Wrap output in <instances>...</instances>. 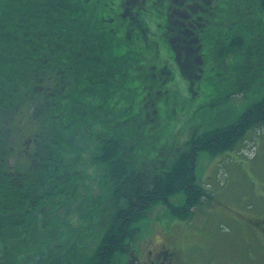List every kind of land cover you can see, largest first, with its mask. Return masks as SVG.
<instances>
[{"label": "trees", "instance_id": "trees-1", "mask_svg": "<svg viewBox=\"0 0 264 264\" xmlns=\"http://www.w3.org/2000/svg\"><path fill=\"white\" fill-rule=\"evenodd\" d=\"M86 1L0 0V264H117L131 251L138 224L154 207L168 205L186 220L210 203L212 194L196 175L201 153H231L251 131L264 128L263 95L227 126L193 130L166 162L161 160L165 144L155 159L143 161L148 155L141 115L144 75L143 82L132 75L127 57L128 50L143 53V39L149 48L150 35L160 32L169 58L151 61L153 51L146 52L147 79L163 85L180 77L196 94V82H208L206 73L214 66L216 71H234L233 85L246 90L257 65L264 68V0L223 1L227 21H205V11H190L196 19L193 31L208 27L213 36L225 26L218 37L221 46L212 39L216 48L206 54L193 52V37L172 42L163 36L167 23L161 21L154 30L146 24L143 35L140 23L141 32L131 40L127 30L116 32L106 22L109 7H83ZM203 5L217 13L213 0ZM172 15L170 23L178 33L174 19L181 18ZM151 84L165 101L175 100L176 91ZM115 96L120 109L111 107ZM150 104L154 107L144 111L148 122L160 111L154 100ZM25 133L33 139L24 141L29 137ZM89 181L103 183L102 189L91 190ZM104 188L110 199L101 195ZM177 195L185 197L180 206L170 202ZM109 201L115 212L98 246L78 262L83 225H68L67 220L75 215L90 221ZM255 221L251 225L258 227ZM56 247L59 255L52 251Z\"/></svg>", "mask_w": 264, "mask_h": 264}, {"label": "rangeland", "instance_id": "rangeland-1", "mask_svg": "<svg viewBox=\"0 0 264 264\" xmlns=\"http://www.w3.org/2000/svg\"><path fill=\"white\" fill-rule=\"evenodd\" d=\"M150 40L159 44L157 54H152L150 60H157L158 56L160 59L166 57L168 60L169 50L165 47L161 33H152ZM149 51L144 39L143 53L136 50L127 51L128 60L133 64L132 75L135 78L139 77L141 82L144 75L142 93L143 100L146 99L143 101L141 115L144 124L143 146L148 155L143 161L155 159L158 149L165 144L167 149L161 160L166 162L174 149L184 143L193 130L225 127L264 95V68H255L257 75L246 84L248 85L246 90L233 85L231 78L234 71H216L214 66L212 72L206 73V77L210 78L208 82L204 81L202 84L196 82L197 90H194L196 94L191 92L190 85L180 77L162 85L161 82L147 79V75L143 73V68L146 69L148 66L146 52ZM171 66L173 63L169 65ZM178 75H181L180 71ZM152 82L157 89L169 88L173 93L176 91L173 94L175 100L184 98L188 101L172 104L175 100L171 99L172 102L168 103V100L160 97L161 93L155 89ZM150 100H154V103L160 106V111L158 118L148 122L149 118L144 111L154 107ZM116 104L120 109V99L117 96L111 99V107L114 108ZM125 105L126 108L130 106ZM114 113L122 115L120 111ZM126 113H131V110ZM126 116L129 117V114ZM29 135L31 133L23 134ZM30 138L32 136L25 137L24 141H29ZM98 174L101 172L98 171ZM98 174L94 179H97ZM196 175L199 182L211 192L210 203L194 210L186 220L173 214L168 205H158L149 211L151 212L149 218L138 224L141 228L138 238L146 237L147 240L152 239L154 243H160L166 241L169 234H174L173 240L181 251L183 264H264V249L260 250L256 234L251 229V221L254 218L264 219V128L251 131L239 148L232 153L221 156L201 153ZM89 182L91 190L102 189L103 183ZM102 192V196L110 199L107 197L108 188H104ZM170 202L180 206L185 202V197L177 195L172 197ZM105 204L102 210L90 216V221L89 217L80 219L75 215L67 220V223L70 220L68 225L76 227L83 225V236L79 235L77 239L80 250L76 258L78 262H82L86 255L98 246L102 232L115 212L111 201ZM75 210L79 211L80 208ZM97 220H100V225L97 224ZM54 250L56 255H59L60 249L52 248V251Z\"/></svg>", "mask_w": 264, "mask_h": 264}, {"label": "flooded vegetation", "instance_id": "flooded-vegetation-1", "mask_svg": "<svg viewBox=\"0 0 264 264\" xmlns=\"http://www.w3.org/2000/svg\"><path fill=\"white\" fill-rule=\"evenodd\" d=\"M84 1V0H81ZM104 0H87L86 4H82L83 7L95 8L99 7L102 3L104 6L109 7L106 13V22L112 25L113 30L119 29L121 32L126 31L130 34V39L137 38V33L141 32V25L143 23V35L146 31V24L151 25V29L154 30V26L157 21L166 22L167 27L163 31V36L169 38L172 42L184 36H188L190 40L193 37L192 43H196V48L193 52L206 54L208 52L212 53V50L216 47L213 46V42L219 46L220 40L218 37L223 34V29L220 34H214L212 36L211 32H208L211 28H206L203 31H193L190 26H193V22L196 19L190 13L203 10L206 12L207 16L205 21H227V15L224 14V2L230 3L231 0H213L217 8V13L213 15L208 12V7L203 5L210 4L212 0H111L110 4H104ZM244 4H247L246 0H243ZM172 13L176 14L181 19H174L175 23L179 24L180 29L176 33L174 25L170 23ZM198 19H202L201 15ZM124 22L123 27L119 28V23ZM212 22V21H211ZM226 25V24H225ZM118 32V31H116ZM166 32L168 36H166ZM176 33V37H175ZM201 36V37H200ZM212 36V37H211ZM148 39V38H146ZM214 41H213V40ZM159 44L154 42L149 47L153 54H157V49ZM217 46V47H218ZM177 49L183 48L179 44L175 46ZM190 48V47H189ZM150 67L152 65L149 64ZM255 224L258 227L251 225L253 231L258 236L259 244L264 247V219H257ZM174 234H169L166 241L163 242H153L154 240H145L143 238L139 242H135V246L132 247L131 251L125 256L118 258L117 264H183L181 258V251L177 247V243L173 240ZM177 244V245H176Z\"/></svg>", "mask_w": 264, "mask_h": 264}]
</instances>
